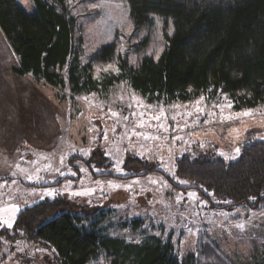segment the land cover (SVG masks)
Segmentation results:
<instances>
[{
  "label": "rangeland",
  "instance_id": "rangeland-1",
  "mask_svg": "<svg viewBox=\"0 0 264 264\" xmlns=\"http://www.w3.org/2000/svg\"><path fill=\"white\" fill-rule=\"evenodd\" d=\"M20 1L34 12L32 0ZM65 1L81 28L83 64L101 46L115 42L134 65L144 57L157 59L165 49L161 21L156 19L150 31H135L124 0ZM0 35V66L17 62ZM145 38L148 45L135 50ZM108 65L118 69L116 63L96 64L94 76L119 71L105 72ZM18 80L33 87L35 96H24V101L25 107L30 105L36 111L31 120H24L27 129L16 149L22 160L18 165L8 156L14 138L7 140L8 136L0 132V178H4L0 182L1 226L12 229L24 207L62 196L77 210H111L103 224L109 236L139 242L152 233L169 238L181 257L198 247V251L213 249L220 254L218 258L232 264H264V200L258 207L224 206L176 174V162L184 155L231 162L240 157L247 139L264 140V105L251 109L253 115L237 119V114L248 109L234 110L224 94H202L192 101L165 104L149 102L126 82L108 91L75 95L69 87H53L31 75ZM201 97L199 107L203 111L197 112L195 102ZM152 116L161 119L153 120ZM133 130L143 135L136 136ZM96 153L106 161L91 160ZM134 158L162 170L173 183L158 172L142 175L143 168L127 171L126 162ZM132 174L138 175L128 177ZM45 189L55 190L54 195ZM134 219L142 220L137 229L131 227ZM52 258L50 251L35 244L12 243L0 237V264H49ZM92 264L108 263L102 258Z\"/></svg>",
  "mask_w": 264,
  "mask_h": 264
},
{
  "label": "trees",
  "instance_id": "trees-1",
  "mask_svg": "<svg viewBox=\"0 0 264 264\" xmlns=\"http://www.w3.org/2000/svg\"><path fill=\"white\" fill-rule=\"evenodd\" d=\"M124 2L135 31H150L156 19L161 21L166 46L157 59L144 57L134 65L115 42L101 46L83 64L81 28L65 0H32L34 12L20 0H0V29L18 58L14 73L69 87L75 95L108 91L126 82L151 103L224 94L236 111L264 105V0ZM147 45L145 38L135 50ZM113 63L118 72L94 76L96 64ZM91 160L106 161L100 153ZM176 166L177 176L224 206L258 207L264 200V140L247 139L235 161L184 155ZM125 168H143L142 175L158 172L173 183L171 176L136 158ZM110 216L109 209L90 213L77 210L65 197L47 198L21 209L12 229L0 223V237L50 251L49 264H92L102 258L108 264H232L213 249L197 247L181 257L169 238L157 234H145L139 242L109 236L103 224ZM131 225L137 229L142 220Z\"/></svg>",
  "mask_w": 264,
  "mask_h": 264
},
{
  "label": "crops",
  "instance_id": "crops-1",
  "mask_svg": "<svg viewBox=\"0 0 264 264\" xmlns=\"http://www.w3.org/2000/svg\"><path fill=\"white\" fill-rule=\"evenodd\" d=\"M0 33L5 38L6 45H9L3 32L1 31ZM7 54L9 53L7 52ZM17 64L18 60L12 64L7 61V65L0 66V132L8 136L7 140H11V137L14 138L12 146L8 149V156L10 160L14 159L17 161L18 165L19 161L22 160L17 156L16 149L25 137V130L27 129L25 118H30L31 120V114L36 110H33L30 105L25 107L27 102L25 103L24 96L25 98L34 97L35 92H32V86H27L26 83L18 80V78H23L24 76L14 73L13 67L17 66Z\"/></svg>",
  "mask_w": 264,
  "mask_h": 264
},
{
  "label": "snow or ice",
  "instance_id": "snow-or-ice-1",
  "mask_svg": "<svg viewBox=\"0 0 264 264\" xmlns=\"http://www.w3.org/2000/svg\"><path fill=\"white\" fill-rule=\"evenodd\" d=\"M169 35H171V31H169ZM112 70V71H118V69H116V68H114L112 65H108L107 67H105L103 70L105 71V72H107V71H109V70ZM100 71V69L98 68L97 69V72H99ZM226 98V97H225ZM201 100H203V97H201L200 98V100H197L195 103H196V106H197V112H202L203 110L199 107V105H200V102H201ZM129 107H131V105H129ZM215 107H220V105H215ZM228 107H231V104H229L228 105ZM162 115H166L165 113H163V111H162V113H161ZM112 115L113 116H116V115H118V113H116V112H112ZM143 113H141V116L143 117ZM188 115H192V113H188ZM240 115H244V116H251V115H253V111L251 110V109H248V110H246V111H244L243 113H241V114H237V119L239 118V116ZM232 117H229V119H231ZM124 119L125 120H127L128 119V117H124ZM152 119L153 120H157V121H159L160 119H161V116H152ZM141 126H143V124H141ZM159 127H161V128H163L164 127V125L163 124H161V125H159ZM133 132H134V134L136 135V136H142L143 135V133H140V132H135V130H133ZM105 138H107V133H105ZM145 139H150L151 137H144ZM178 138V137H177ZM235 151L237 152V153H239V148H236L235 149ZM227 158V157H226ZM163 166V165H162ZM62 174V173H61ZM29 179H31V177H28ZM37 178H39V177H37ZM153 183H155V181H153ZM45 192L48 194V195H54V193H55V190H53V189H45ZM77 195H82V194H85V193H76ZM230 203V202H229ZM9 226H11V225H9Z\"/></svg>",
  "mask_w": 264,
  "mask_h": 264
}]
</instances>
